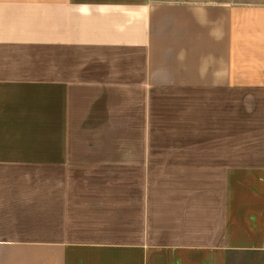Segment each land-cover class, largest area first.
Masks as SVG:
<instances>
[{
    "label": "crops",
    "instance_id": "0c3cea01",
    "mask_svg": "<svg viewBox=\"0 0 264 264\" xmlns=\"http://www.w3.org/2000/svg\"><path fill=\"white\" fill-rule=\"evenodd\" d=\"M0 264H264V1L0 0Z\"/></svg>",
    "mask_w": 264,
    "mask_h": 264
},
{
    "label": "rangeland",
    "instance_id": "374dc122",
    "mask_svg": "<svg viewBox=\"0 0 264 264\" xmlns=\"http://www.w3.org/2000/svg\"><path fill=\"white\" fill-rule=\"evenodd\" d=\"M172 1H183L190 3H228V2L255 3V2H262L264 0H172Z\"/></svg>",
    "mask_w": 264,
    "mask_h": 264
}]
</instances>
